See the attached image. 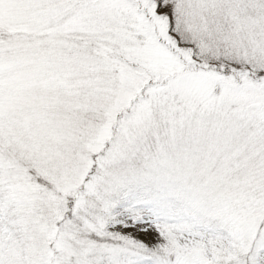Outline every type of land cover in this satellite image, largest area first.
<instances>
[{"label": "rangeland", "instance_id": "rangeland-1", "mask_svg": "<svg viewBox=\"0 0 264 264\" xmlns=\"http://www.w3.org/2000/svg\"><path fill=\"white\" fill-rule=\"evenodd\" d=\"M141 248L264 264V0H0V264Z\"/></svg>", "mask_w": 264, "mask_h": 264}, {"label": "trees", "instance_id": "trees-1", "mask_svg": "<svg viewBox=\"0 0 264 264\" xmlns=\"http://www.w3.org/2000/svg\"><path fill=\"white\" fill-rule=\"evenodd\" d=\"M35 181L37 182V183H39V184H41L42 186H45L42 182H41V180L40 179H35ZM23 191H21L20 193H19V196L20 197H22L24 194L22 193ZM10 211H13V208L11 207V209H10ZM70 217V216H69ZM83 229H82V227H80L79 228V234H81V235H83ZM87 238H89V239H91L90 237H87ZM92 240V239H91ZM92 241H95L94 239L92 240ZM52 248V247H51ZM140 250V252H137V254H138V258L141 260V259H149V260H151V261H153L154 262V264H157V260H158V258H157V256L153 253V252H151V249H143V248H141V249H139ZM54 255H56L55 253H53ZM207 264V263H206ZM218 264V263H217ZM221 264H230V263H221Z\"/></svg>", "mask_w": 264, "mask_h": 264}]
</instances>
